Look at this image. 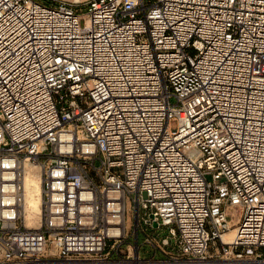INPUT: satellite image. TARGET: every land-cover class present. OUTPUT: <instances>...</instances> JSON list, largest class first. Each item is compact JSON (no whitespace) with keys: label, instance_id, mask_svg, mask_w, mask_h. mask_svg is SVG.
Here are the masks:
<instances>
[{"label":"built area","instance_id":"1","mask_svg":"<svg viewBox=\"0 0 264 264\" xmlns=\"http://www.w3.org/2000/svg\"><path fill=\"white\" fill-rule=\"evenodd\" d=\"M85 7L0 0V264H264V0Z\"/></svg>","mask_w":264,"mask_h":264},{"label":"bare ground","instance_id":"2","mask_svg":"<svg viewBox=\"0 0 264 264\" xmlns=\"http://www.w3.org/2000/svg\"><path fill=\"white\" fill-rule=\"evenodd\" d=\"M78 1V0H77ZM26 187L28 190L27 195V216L28 225L37 226L39 224V211H40V193H41V180L37 173L29 172L26 177ZM234 231L231 229L229 233L226 234L227 239L233 237Z\"/></svg>","mask_w":264,"mask_h":264},{"label":"rangeland","instance_id":"3","mask_svg":"<svg viewBox=\"0 0 264 264\" xmlns=\"http://www.w3.org/2000/svg\"><path fill=\"white\" fill-rule=\"evenodd\" d=\"M43 1L44 3L48 4V5H56L58 2L60 1H67V2H70V3H73L78 9H82L80 12L81 13H84L87 11V7H85V5L87 4L88 0H41ZM167 234V231H162V235H166ZM144 238L145 236L143 234H141L140 236V244H141V255L142 257H148V256H152L153 255V249L147 245V244H144ZM129 239V238H128ZM134 241V238L131 237L128 242H131L133 243ZM118 256L120 255V257H123L125 256L126 254H117ZM115 255V256H117ZM164 255L159 253V254H156V257L157 258H162Z\"/></svg>","mask_w":264,"mask_h":264}]
</instances>
